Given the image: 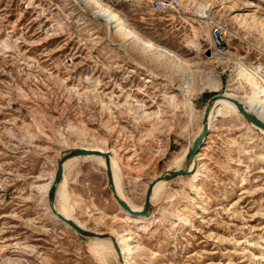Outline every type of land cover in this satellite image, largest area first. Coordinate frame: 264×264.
Returning a JSON list of instances; mask_svg holds the SVG:
<instances>
[{
  "label": "rangeland",
  "instance_id": "rangeland-1",
  "mask_svg": "<svg viewBox=\"0 0 264 264\" xmlns=\"http://www.w3.org/2000/svg\"><path fill=\"white\" fill-rule=\"evenodd\" d=\"M105 1L187 58L194 76L136 43L123 45L90 2L0 0V264H115L95 252L93 236L47 212L53 184L42 187L57 154L106 149L118 162L121 193L142 204L149 183L176 169L201 132L209 98L252 92L235 61L264 68V0H180L164 10L155 0ZM215 22L227 32L221 53L210 36ZM245 119L215 120L199 169L167 180L142 221L118 211L98 161L73 160L77 216L97 232H130L127 264H264V131ZM196 173L204 175L194 188ZM56 203L66 209L58 196Z\"/></svg>",
  "mask_w": 264,
  "mask_h": 264
},
{
  "label": "bare ground",
  "instance_id": "bare-ground-1",
  "mask_svg": "<svg viewBox=\"0 0 264 264\" xmlns=\"http://www.w3.org/2000/svg\"><path fill=\"white\" fill-rule=\"evenodd\" d=\"M78 2L84 1L86 3H91L94 7V15L102 18L109 30V34L111 35L113 32L119 37L121 40V43L123 45H129V41L132 43H136L141 46L142 50L146 53L154 54L157 58L160 59H170L174 61L175 63H180L179 67L183 70V72L187 73V79H192L194 76V71L192 69V63L185 57L180 56L170 48H168L165 45H162L160 43H157L156 41L152 40L149 37H146L142 35L125 17V15L118 10L114 5L111 3L105 1V0H77ZM199 7H202L201 4H199ZM204 8V7H203ZM202 9V8H201ZM246 21V18H244L243 22ZM252 22L257 25V20L253 17ZM246 26V25H245ZM263 31V30H262ZM192 46L196 48H200L197 44L191 43ZM217 50V49H216ZM218 51V50H217ZM219 52V51H218ZM221 53V52H220ZM213 55V53H212ZM211 55V56H212ZM230 59L225 57H220L216 61L221 62H228ZM215 61V60H214ZM236 68L238 71V76L240 79H242L244 82H246L249 87L252 89L251 93H247L245 95L240 96L239 94L232 92V91H225L223 96L224 97H218L215 102L213 103L214 109H210L208 122H209V129L212 128L213 122L217 120L219 117H230V116H244L236 104V100L244 105V107L247 109V111L254 113L263 123H264V77H262L261 73L264 70V68L260 65L257 66L255 69L249 67L246 63L237 60L235 61ZM155 76V74H153ZM191 77V78H190ZM186 102V101H185ZM184 102V103H185ZM188 103V102H187ZM186 103V104H187ZM189 106V103H188ZM191 109V108H190ZM205 110V109H204ZM193 116L192 109L190 111V117ZM204 117V112H203ZM245 117V116H244ZM247 123L258 129L259 131H264L263 127L258 126L257 124L245 119ZM203 123V119H202ZM203 128V127H202ZM202 131V129H201ZM200 134V133H199ZM199 134H194L190 137L189 143L185 146L183 153H181L180 158L177 160V168H184L186 167V156L196 139V137ZM264 134V133H262ZM89 149H97L102 150L104 152H108L106 149H103L101 147H94ZM67 150V149H66ZM62 151L57 154L56 156V171L55 173L50 177V181L46 183L42 189L45 191L49 184H54L55 182V175L58 168V159L61 158L64 155V152ZM201 153L197 151L196 155L191 160L190 164L187 166L189 170H191V173L194 169H199V162L201 159ZM83 157L86 159H92L98 161L106 170L107 173V163L105 160V157L98 154H87V155H78L74 156L72 158H69L64 161L63 163V176L62 179L57 183L56 191H55V199L50 201L48 198L46 200V209L47 212L57 220L61 221L63 225L69 229H74V227L67 221L63 220L59 217V215L71 219L74 223L79 225L82 228L90 229L85 222H83L76 213V208L74 204L71 201L70 198V192H69V181H68V175H69V168L70 163L79 158ZM110 163H111V172L113 175V180L116 188V192L119 195L120 198L125 200L127 204L131 207L132 210L139 211L142 210L144 202L142 204H136L134 203L130 198H125L124 193L122 192V182L120 180L119 176V166L118 162L115 159L113 155H110ZM173 170V169H170ZM190 173V174H191ZM203 173H196L193 177H191L190 183L191 186L196 188L202 177ZM108 176V174H107ZM187 176V175H181V177ZM197 177L195 181L193 179ZM156 179V178H155ZM153 181V180H152ZM167 180L161 179L156 180L155 184L153 186V191L151 194V201L153 202L155 200V196L161 194L163 191L165 184ZM150 184V183H149ZM149 186V185H148ZM148 187L146 188L147 192ZM113 193V191H112ZM114 195V193H113ZM146 195V194H145ZM57 196L58 199L62 200L66 204V209H62L57 205ZM114 198L118 204L117 209L119 212H121L125 217H134L136 220H144L148 218L147 215H133L131 214L127 209H125L116 199L115 195ZM43 201H45L44 198H42ZM53 207L55 211L53 210ZM130 229V228H129ZM93 230V229H92ZM95 231V230H94ZM97 232V231H96ZM100 234H109L108 236H93L96 241L95 242V252L98 254L104 255L107 260H112L115 262V264H127L126 263V255L131 250V242L132 234L128 232L124 236H120L118 233H101ZM127 235H129L127 237ZM92 239V238H91ZM111 261V262H112ZM113 263V262H112Z\"/></svg>",
  "mask_w": 264,
  "mask_h": 264
},
{
  "label": "water",
  "instance_id": "water-1",
  "mask_svg": "<svg viewBox=\"0 0 264 264\" xmlns=\"http://www.w3.org/2000/svg\"><path fill=\"white\" fill-rule=\"evenodd\" d=\"M224 94L218 93V94H214L212 97L209 98L206 106H205V110H204V117H203V128L202 131L200 132V134L196 137V139L194 140L187 156H186V167L184 168H178V169H173V170H166L165 172H163L162 174H160L156 179H154L153 181L150 182L146 195H145V200H144V205L142 210L139 211H135L132 210L131 207L127 204V202L125 200H123L122 198L119 197V195L116 192V188H115V184H114V180H113V175L111 172V163H110V154L108 152H104L102 150H97V149H89V148H82V147H73V148H69L64 152V155L58 159V168H57V172L55 175V182L53 184L49 199L50 201L53 202V200L55 199V191H56V186L57 183L62 179L63 176V163L65 160L72 158L74 156H78V155H87V154H98V155H102L105 157L106 163H107V174H108V179H109V183L111 186V189L117 199V201L125 208L127 209L131 214L133 215H149L150 209H151V194L153 191V186L155 184L156 180H161V179H165V180H171L175 177L181 176V175H188L191 173V170H189L187 168V166L190 164L191 160L193 159V157L196 155L197 151H199V149L201 148V145L203 143V140L206 138V136L209 133V122H208V117H209V112L211 107L213 106V103L215 102V100L218 97H224ZM236 102V104L238 105L240 112L245 116V118L255 124H257L260 127L264 128V123L252 112L247 111V109L244 107L243 104H241L240 102L233 100ZM53 210L55 211L54 207ZM60 218H62L63 220L69 222L81 235L84 236H108L109 234H100L92 229H87V228H82L79 225H77L76 223H74L71 219L69 218H65L61 215H59Z\"/></svg>",
  "mask_w": 264,
  "mask_h": 264
},
{
  "label": "built area",
  "instance_id": "built-area-1",
  "mask_svg": "<svg viewBox=\"0 0 264 264\" xmlns=\"http://www.w3.org/2000/svg\"><path fill=\"white\" fill-rule=\"evenodd\" d=\"M115 1H119V0H115ZM123 1H130V0H123ZM179 1L180 0H155L154 6L156 9L164 10V9L174 8L176 5L179 4ZM210 36L214 46L219 52L226 51V49L228 48L227 32H226V28L221 23L215 22L212 24L210 28Z\"/></svg>",
  "mask_w": 264,
  "mask_h": 264
}]
</instances>
